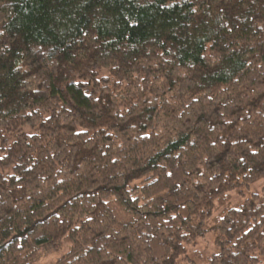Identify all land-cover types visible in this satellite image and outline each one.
<instances>
[{
  "label": "trees",
  "instance_id": "1",
  "mask_svg": "<svg viewBox=\"0 0 264 264\" xmlns=\"http://www.w3.org/2000/svg\"><path fill=\"white\" fill-rule=\"evenodd\" d=\"M262 178L264 0H0V264H264Z\"/></svg>",
  "mask_w": 264,
  "mask_h": 264
},
{
  "label": "rangeland",
  "instance_id": "2",
  "mask_svg": "<svg viewBox=\"0 0 264 264\" xmlns=\"http://www.w3.org/2000/svg\"><path fill=\"white\" fill-rule=\"evenodd\" d=\"M264 187V178L250 184L248 187L241 186L231 192V198L224 206V209L239 208L246 199H250L253 194H261V190ZM223 209V208H222ZM221 209V210H222ZM221 210L213 213L218 214ZM194 222H197L194 220ZM202 228L205 231L204 235L199 237L195 241V245L190 247L187 256L184 261H179L178 264H206L208 255L218 251V246L215 243L216 234L211 229L209 220L205 219L202 223ZM68 245L64 244L61 248L51 251L50 253L42 256L34 264H56L57 260L68 251ZM199 251L201 257L195 256L191 251Z\"/></svg>",
  "mask_w": 264,
  "mask_h": 264
}]
</instances>
